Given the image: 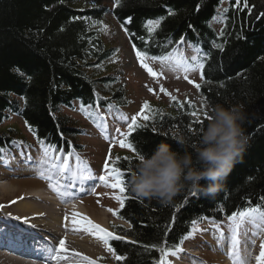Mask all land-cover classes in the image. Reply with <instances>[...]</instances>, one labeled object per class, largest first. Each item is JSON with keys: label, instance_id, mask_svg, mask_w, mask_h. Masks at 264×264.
Listing matches in <instances>:
<instances>
[{"label": "trees", "instance_id": "1", "mask_svg": "<svg viewBox=\"0 0 264 264\" xmlns=\"http://www.w3.org/2000/svg\"><path fill=\"white\" fill-rule=\"evenodd\" d=\"M90 1L0 0V148H9L20 136L1 129L17 116L31 127L40 150L43 140L72 153V141L82 133L65 109L73 110L77 103L94 119L99 108L130 105L124 83L111 71L119 49L108 47L102 32L110 12L134 49L147 57H170L181 46L192 55H197L195 50L206 54L198 92L209 107L240 106L247 137L242 162L223 189L214 197L192 196L185 189L169 206L137 199L130 191L129 162L133 169L136 156L151 154L162 141L179 151L175 135L196 140L194 134L206 126L207 119L193 124L188 113L195 110L186 103L152 107V118L137 124L125 140L136 151L125 148L130 154L116 157L113 164L124 173L123 195L128 197L115 216L129 225L127 230L113 227L124 239L110 240L109 245L126 257L115 264H158L159 252L152 244L183 249L188 239L180 240L193 230L192 221H197L195 227L205 219L227 227L228 215L264 197V0H248L247 8L235 0H121L112 11ZM157 18L161 22L149 34L147 22Z\"/></svg>", "mask_w": 264, "mask_h": 264}, {"label": "rangeland", "instance_id": "2", "mask_svg": "<svg viewBox=\"0 0 264 264\" xmlns=\"http://www.w3.org/2000/svg\"><path fill=\"white\" fill-rule=\"evenodd\" d=\"M89 3L108 8L110 11L116 6V0H92ZM105 23V26L102 27L105 43L108 47L119 49V57L116 59L117 61L114 63V68L111 71L124 83L130 105L126 108H117L113 104L109 110L99 108L94 113V119L90 110L82 109L77 103L73 110H64V114L70 118L73 126L82 133L81 136L72 141L73 155L70 158V164L72 167H75V156L78 155L81 161L85 162L88 168L91 169L92 175L96 176V179H98L100 175L105 174L103 169L105 161H108L111 167L116 157L130 154L125 148H121L119 141L123 139V137L119 135L116 130L119 129L120 133L123 132L126 135L128 132V124L131 123L134 116L137 117V124L145 123L146 121L138 115L145 102L149 104L150 109L158 106L168 107L175 101L180 104L186 103L194 108L200 122L206 120L204 112H206L209 107L195 87L196 84L201 85L202 83L200 71L185 73L181 68L176 67L175 64L177 56H183L184 58L193 56L190 49L181 46L178 48L177 54L171 55L168 60L164 61L147 59L145 63H147L154 72L159 74L156 78H153L141 67L140 61L136 56L137 51L132 46L128 34L114 19L111 12L107 14ZM212 25L216 28H220L216 23ZM104 29H106V31ZM185 75L188 76L187 80L184 78ZM189 80L193 83H189ZM161 86H163L170 96L175 99H171L170 96L161 92ZM149 89L153 91L150 92ZM202 108L204 111L201 110ZM145 111L147 112L148 110ZM101 117H103V119H101ZM124 117H127V120L123 119ZM197 117L192 116V119L195 120ZM1 129H12L19 132L20 136L17 137L18 139L15 143L13 142L9 148L4 150L3 155L0 157V170L5 164L8 165L12 163V161L26 159L28 163H14L26 169L31 168L32 171L37 173L42 171L40 169H43L44 166L39 164L42 158V150H40L35 138L30 133L24 121L20 117L12 116ZM105 135H107V139ZM24 142L28 145L25 144V146L23 144ZM64 153L66 154L68 152L64 151ZM29 157H31V159H29ZM31 161L33 163H31ZM25 177L28 178L29 176ZM14 179L19 180L21 178ZM96 187H98L96 192L92 190L94 193L91 192L90 194L83 195L82 198L85 200L90 196L97 200L99 203V210L105 213L107 218L108 232L114 233V226L124 227L126 230L129 229L127 223L118 220L112 212L108 211V209H112L114 212L119 211L120 204L113 198L114 196L121 195L119 190L106 187L105 185L101 187L96 184ZM0 211L11 215L9 212L12 210L8 205H2L0 206ZM0 215L6 217L3 213H0ZM210 226L206 220H204L200 226H196V233L194 232L190 239H188L184 250L179 252L177 256H170L168 258L169 264H175L179 259L188 257L186 252L197 249L194 244L201 243L205 238H213L214 236L210 233ZM224 230L231 234L228 226L226 228L224 227ZM254 230L255 229H253L251 225L245 224L239 229L238 235L240 243H242L241 241H246L248 245L252 244V248L256 246V248H254L257 249L254 250L256 254L252 252L251 255V259L254 260L253 264L257 261L255 259L260 253L261 242L264 241V231L258 230L257 235L253 237L252 231ZM253 239L255 240V245L252 243ZM102 248L99 250L100 256H97L95 264H115L116 259L113 254L108 252L104 245Z\"/></svg>", "mask_w": 264, "mask_h": 264}, {"label": "bare ground", "instance_id": "3", "mask_svg": "<svg viewBox=\"0 0 264 264\" xmlns=\"http://www.w3.org/2000/svg\"><path fill=\"white\" fill-rule=\"evenodd\" d=\"M27 161L26 159H18L8 165L5 164L0 170V206L8 205L12 210L9 212L11 215L0 211L6 215V217L0 215V243L12 242L18 246L22 243V247L24 246L17 251L12 248H10L11 251L5 250L4 248L7 246L3 247L0 250V264H87L80 257L72 255L73 252H78L95 261L99 255V250L104 245L103 242L91 233L77 230L78 225H74L72 221L74 214H76L77 219L86 216L93 223L108 231L107 218L105 213L99 210L97 200L90 196L85 200L82 198L83 195L96 192L98 190L96 184L101 187L104 185L95 179L96 182L85 183L83 190L78 185L77 188L69 190L71 195L58 196L49 187V181L41 178L42 171L47 174L44 167L40 169L42 171L37 173L31 168L26 169L16 165L18 162L28 163ZM31 163L33 162L31 161ZM25 176L29 177L26 178ZM14 178H21L22 180H15ZM206 222L209 226L211 225L210 233L214 237L205 238L201 243L194 244L197 249L186 252L188 257L179 259L175 264H234V259L228 255L232 251L228 239L223 238L222 241L218 242L219 232L216 230L215 224L208 220ZM60 240L65 241V248L67 249L66 253L62 252L60 255L67 256V259H52V253L47 262L43 260L30 261L24 258L25 255H31L30 249L34 247L35 241L44 242V244L50 245L52 249H56L59 247ZM241 242L236 248L235 264H253L254 260L251 259V255L252 252L256 254L254 251L257 250L254 249L256 246L252 248V244L248 245L246 241Z\"/></svg>", "mask_w": 264, "mask_h": 264}, {"label": "clouds", "instance_id": "4", "mask_svg": "<svg viewBox=\"0 0 264 264\" xmlns=\"http://www.w3.org/2000/svg\"><path fill=\"white\" fill-rule=\"evenodd\" d=\"M206 113L207 124L194 134L196 140L174 136L179 151L162 141L151 154L136 156L128 186L137 199L169 206L185 189L204 197H214L223 189L247 145L244 116L240 106L216 105Z\"/></svg>", "mask_w": 264, "mask_h": 264}, {"label": "snow or ice", "instance_id": "5", "mask_svg": "<svg viewBox=\"0 0 264 264\" xmlns=\"http://www.w3.org/2000/svg\"><path fill=\"white\" fill-rule=\"evenodd\" d=\"M235 3L237 6H240L243 4V7H248V0H235ZM116 5H121V0H116ZM169 14H173L171 11ZM162 18H157L156 20H149L147 22V29L149 34H151L156 27L159 26ZM128 23L132 22V18L129 17L127 20ZM106 31V29H104ZM215 47L220 48L221 51H223V48L221 45H214ZM135 48V46H133ZM197 51V55H193L191 57V61H188L183 56H177L175 64L176 67L181 68L185 73L188 72H195L200 71L201 73V79H203V69H204V62L203 60L206 58L205 56H201L199 54V50ZM137 59L140 61L141 67H143L150 76L153 78H156L159 74L154 72L152 68L148 66L145 61L147 59L152 60H168L170 57L168 56H153V57H147L145 54L137 51L136 52ZM184 78L187 80L188 76L185 75ZM189 83H193L191 80L188 81ZM221 87L224 85L221 84ZM195 87L197 89L200 88L199 84H196ZM150 92H152V89H149ZM160 91L163 92L165 95L170 96V94L167 92L166 89L161 86ZM171 99H175L174 97H171ZM111 107V106H110ZM183 107V105H181ZM145 110H148L147 112ZM152 110L150 109V106L147 102L144 103L143 108L141 109L140 113L138 114L139 117H141L143 120L147 121L152 118ZM188 115L197 117L196 111H191L188 113ZM204 117L207 119V113L204 112ZM103 119V117H101ZM123 119L127 120V117H124ZM137 117H133L131 120V123L128 124V134L125 135L124 133H120L119 129H117V133L123 137L119 141L121 148H128L129 150L135 152L136 149L133 147V144L131 143H125V140L130 136L137 127ZM27 123V122H26ZM199 118L195 119L193 121V124H199ZM29 130L31 131V127H29ZM189 132L194 131L191 126H188ZM200 130V129H199ZM105 138L107 139V135H105ZM15 143V142H14ZM39 143L41 144L42 148V158L40 160V165L44 166L46 169V173L44 171L41 172V178L47 179L49 181V187L53 192H56L58 196H66L71 195L70 189H75L79 185L80 188H83V185L89 181H95L96 177L92 175L91 169L88 168L87 164L83 161H81V158L77 155L75 156V167H72L70 164V158L72 157L73 153H64L57 149V146L54 144H46L43 140H40ZM4 149L0 148V152H3ZM31 159V157H29ZM115 164V162H113ZM104 175L99 176V181L104 184L106 187H110L112 189H118L121 195L114 196L113 198L116 199L119 204L120 208L124 207L125 200L128 198L127 196H124L123 194L126 191V181L124 178V173L122 172L121 168L118 166H109L108 161H105L104 166ZM131 170V162H129V171ZM111 181V182H109ZM192 196H196L197 193L194 191H191ZM108 211L112 212V214L115 216L117 215L116 212H114L112 209H108ZM67 219V217H65ZM227 220L229 222L228 228L231 232V245H232V251L228 253L230 258L234 259V264L236 261V248L239 243L238 241V235H239V229L245 225H251L254 231H252V236L255 237L257 235L258 230H264V197H261L260 203H257L253 205L251 202L248 203L247 206H243L235 211H233L230 215L227 216ZM27 222V221H25ZM72 223L74 225H78L77 230H83L85 232L91 233L94 236H96L99 240L103 242L105 245V248L108 252L112 253L114 258L118 261H123L126 259L123 255H116L115 249L109 245L110 240H116L120 241L123 240L124 237L120 235H115L112 232H108L105 229H103L100 225L93 223L88 217L83 216L79 219L76 218V214L73 216ZM197 221H192L193 230L188 233L187 236H184L180 240V244L184 242V240L189 239L193 233L196 231L195 225ZM215 223V222H213ZM216 230L219 232V238L218 242L223 240V232L220 231L219 224H216ZM247 234V233H245ZM131 243H136L135 241H132ZM252 243L255 244V240H252ZM147 247V246H145ZM155 251L159 252V259L158 264H169L168 257H175L177 254L182 251L181 247L179 245H173L172 247H165V246H158L157 244H152L150 246ZM49 252L52 253L51 258L60 260V259H67V256H61L60 254L66 253L67 249L65 248V241L60 240L59 241V247L56 249H49ZM72 255L76 257H80L82 261L87 262V264H95V261H92L87 256H82L78 252H73ZM257 264H264V241L261 242L260 245V253L256 257Z\"/></svg>", "mask_w": 264, "mask_h": 264}]
</instances>
